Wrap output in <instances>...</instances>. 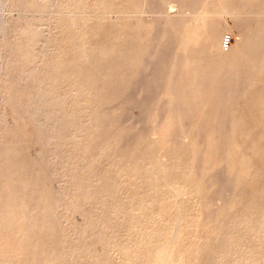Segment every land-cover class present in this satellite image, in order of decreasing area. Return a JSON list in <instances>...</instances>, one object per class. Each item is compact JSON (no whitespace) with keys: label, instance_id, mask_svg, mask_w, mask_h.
Returning <instances> with one entry per match:
<instances>
[{"label":"rangeland","instance_id":"1","mask_svg":"<svg viewBox=\"0 0 264 264\" xmlns=\"http://www.w3.org/2000/svg\"><path fill=\"white\" fill-rule=\"evenodd\" d=\"M35 1L36 0H22V1L21 0H19V1L14 0V2H13L12 0H10L9 2H11V3H5L2 0L0 1V12L2 11V13L5 15V18L7 19V24H8V22L10 23V24H8V26H6L3 35L0 36V40H1L0 41V46H1L0 50L1 51L4 50L2 52L3 56H5L7 52H8L7 55L8 54L11 55V54L16 53L13 55L14 57L12 55H11L12 57L11 56L8 57L6 55L4 58L2 56L4 58L3 65L5 68L4 67L3 68H4L5 72L2 70L4 73L2 72L3 74L2 73L0 74V77H1V75L3 76V77H1L2 79L0 78V80H2V81H0V83L5 82V81H6V83H8V84H6V83L0 84V89L3 88L2 92L0 93V161L2 159V161L0 162V165H1L0 166V181L2 179L0 185H2L4 183L2 188L0 187V192L3 193L5 191L4 194L0 193L1 195H5V196H0V203H1L0 207L2 206L1 208L2 209L4 208V210H3L4 212L0 211V218L2 219V221L0 223V228L3 225L2 226L3 229L2 230L0 229V231H1L0 232V239H1L0 245L2 243H4L0 246V253L2 255V256H0V264H8V262H9V264H13V262L17 263V264H27V263L28 264H31V263L32 264H88L89 262H90L89 264H92V263L93 264H166L164 259H162L163 257L161 255L159 248H160V246H162V244L166 243L168 241L169 237L171 236V233H172V230L174 227V221L176 219V211H175L174 207H176V205H178L179 203H180V206L181 205L183 206V216L185 217V219L183 217V225H184L183 229H185L187 227V230H185V231L183 230L182 235H185V236H183V239L181 240V242L177 244V248L175 250V254L177 255V260L174 261V262H176L175 264H181V263L182 264H254V263L255 264H264V261H263L264 260V258H263L264 257V226H263L264 225V223H263L264 222V193H263L264 191H262V190H264V173H263L264 172V165H261L264 163L263 162V160H264V105H263L264 96H262V98H260V100L255 101V99L257 98V94L259 95L260 91L262 89H264V85H263L264 81H261L258 83L259 89H258V85H253L252 86L253 89L250 88V90H252V91H249L250 94L248 95L249 97H247V99H246L247 101H242L240 103L239 107H242V108H237L239 112L237 110L235 111V120H234L233 127H232L233 131L235 130L234 127H236V129H237V130H235V131H237V133L234 132L233 134L235 135L234 141H237V142H234L235 146L238 147L237 151H239V154H238L239 156H235L234 161H236V163H235L234 167L236 168L235 170L237 171V173H239L238 177H240V176L244 177V178H241V177L239 178L240 181H238V182L242 181V183H239L240 186L238 185V188L240 190L245 189V190H243V194H242L245 196L241 195L239 200H236L233 202L231 201L232 204L229 202L227 207H226V203L221 202L218 199L215 200L214 208H215V215L216 216L215 217H212V215L208 216L207 214H205L206 206H204L203 204H200V201L198 198L192 199L191 197H188L187 194L183 195L181 198H177L176 196L172 195L173 194L172 192H170L169 190H167L164 187L165 175H166L167 179L169 180V178L172 176V173H175L174 175H176V173L181 171L183 169V167L185 166L187 159H186V150L184 147L177 146L176 150L168 151L165 148V146L162 145V143H159V141L155 140V138L158 139L156 137L157 135H153V136L148 137V138L145 137V138L141 139L135 146L126 145L121 140V135H122L121 134V128H123L124 123L129 122V119L125 116L124 117L122 116L123 115L122 110H121V108H119V106L116 104V102H117V100H119L122 97V95L124 94V92L127 90L128 86H129L128 79L127 78L125 79V76L126 77L130 76L129 73H131L133 71V67L131 65L132 62L135 60H138L139 57H141V55L143 54V51L145 50L144 47L142 46V42L145 38L143 37L144 38L143 39L142 37L138 36V33H139V28L142 25L147 27L146 30H148V27L151 25V23L153 21L152 16H151V12L149 11V13H147L148 12L147 11L146 13L145 12L143 13V10L140 7V0H112V1L111 0H99V1L98 0H86V2H85V0H83V1L81 0L82 2L80 0H78V1L77 0H71V1H73V3L71 1H69L70 2L69 3L68 0H67V2H64L66 0H63V1L62 0H56V1L55 0H38L37 2H35ZM48 1H50V3ZM52 1H53V3H52ZM88 1H90V2H88ZM94 1H96V2H94ZM1 2H3L4 4ZM46 2H48V3H46ZM108 2H109V4H108ZM74 3H75V8H74ZM76 3L79 5L77 6ZM90 3H92V4H90ZM103 3H104V5H103ZM82 4L87 8H84V6ZM117 4H119L118 5L119 7H117ZM1 5L4 6V7L2 6L3 9L1 7ZM46 5H47V7H46ZM97 5H99L100 10H99ZM101 5H103L104 7L106 6L105 7L106 10H105V8H103V6L101 7ZM120 5H122V6H120ZM109 6H111V7L109 8ZM76 7H78V8H76ZM108 8H109V10L111 9V11L113 9L114 13L111 11H110L111 13H109L107 11ZM81 9H82V11H79ZM61 10H63V11H61ZM64 10H66V11L68 10V11L66 12ZM86 10H89V12H87ZM97 10H99V12H101V10H103V12L99 13V12H97ZM56 11L59 12L60 14L59 13L54 14V13H57ZM71 11H72V13H71ZM93 11H94V13L97 12L96 13L97 15L94 14ZM105 11H107L108 14ZM52 12H53V14H52ZM61 12L66 13V14H62ZM91 12H92V14H91ZM104 12H105L106 16L104 15ZM82 13H84L86 15L87 14H90V15H88V17H87ZM61 14L64 17H66V16L70 17V19L67 17L66 18H64V17L60 18ZM69 14H71V15H69ZM98 14H99V16L101 15V17H99ZM41 15H42V18H41ZM95 15H96V17H95ZM18 16H20V17H18ZM79 16H81V17H79ZM102 16H103V18H102ZM110 16H111V18H110ZM22 17L24 18V20ZM97 17H99L100 21L98 20ZM17 18H18V20H17ZM52 18L53 19L56 18V19L53 20ZM59 19H62V20H60L61 25L59 24V26H58V24H57V26H54L53 23H55L56 20L58 22ZM78 19L80 20L79 22L83 25H81L78 22ZM109 19H112V21ZM19 20H20V22H19ZM95 20H97L96 23H95ZM108 20H109V22H108ZM53 21H55V22H53ZM75 21H77V22H75ZM116 21H117V24L120 23V25L115 24ZM25 22H27L29 25L32 24V26L37 28L38 30L39 29H43V30H40L41 32H38L35 29L36 30L35 31L32 29L31 25L29 27V26H27V23H25ZM64 22H67V24L65 23L63 25ZM69 22L70 23L72 22L73 24L74 23L75 24L73 25L71 23L72 24V26H71ZM98 22H99V24H98ZM104 22H107V24L105 25ZM17 23H20V24H17ZM108 23H110V24H108ZM100 24L104 27H102ZM12 25H14V26H12ZM36 25H37V27H36ZM98 25L101 26V30H100ZM109 25H110L111 29L108 28ZM134 25H136L138 29ZM224 25H225V30H224L223 35L225 33L226 34L230 33L231 34L230 36H232V37H230L231 38L230 43L231 42L234 43L235 38H237V36H238V27H237L236 23L233 21L232 18L226 17ZM25 26H27V30L25 29L26 28ZM52 26H53V28H52ZM60 26H62V27H60ZM74 26L75 27L77 26V28H75ZM82 26H84V27H82ZM15 27H17V28H15ZM123 27H124V29H123ZM132 27H135V29H133ZM61 28H64V29H61ZM73 28H75V29H73ZM81 28H82L83 32L81 31ZM90 28H92V29L95 28L96 30L94 29V30H92V32H90ZM7 29L8 30L12 29V30L8 31ZM84 29H86V30H84ZM121 29L123 30L122 35L118 34L120 31H122ZM13 30L15 31V34L20 32V33H18V35L21 37H17L18 35L13 36V32H12ZM74 30L75 31L77 30V31L75 32ZM115 30H118L119 32L115 31ZM6 31H8V32H6ZM54 31H55V34H54V40H53ZM101 31H103V32H101ZM10 32H12L11 35H10ZM64 32H66L67 34ZM87 32L90 34H88ZM47 33H48V35H47ZM49 33H51V34L49 35ZM81 33H83V34H81ZM99 33H102V34L104 33V34L102 35ZM128 33L133 34V35H130ZM29 34H30V36L33 35V37L31 36L32 37L31 38L29 36ZM69 34H71V35H69ZM61 35H63V37L65 36V37L63 38ZM67 35L69 37L66 38ZM87 35H89V38L87 37ZM94 35L96 36L95 38H94ZM129 35H130V37L131 36L132 37L130 38ZM22 36H24V37H22ZM34 36H36L37 38ZM38 36H40V37H38ZM70 36H72V37L70 38ZM83 36H85V38ZM106 36H107V38H106ZM122 36H123V38H122ZM222 36H221V38H222ZM112 37H115V38L112 39ZM23 38H24V40H23ZM27 38H29L28 39L29 41L27 40ZM40 38H42V39H40ZM50 38H51V40H50ZM62 38L64 40H62ZM119 38L121 41L119 40ZM9 39L10 40L12 39V41H10ZM20 39H21V41H20ZM33 39L34 40L37 39L36 42L37 41H39V42L36 43ZM66 39L68 42L67 44L65 41ZM69 39L71 41H69ZM89 39H91V42H89ZM93 39H94V41L96 39L98 41L94 42V41H92ZM105 39H107L106 42H105ZM122 39H124V40H122ZM134 39H135V42H134ZM30 40L34 41V43L31 42ZM112 40H114V41L112 42ZM117 40H119V41H117ZM136 40H138V41H136ZM17 41H18V43H17ZM23 41H27L28 43L23 42ZM52 41H53V44L50 45V43ZM54 41H55V43H54ZM73 41L77 42V43L82 42L81 43L82 46H80L81 44L79 45V44L75 43V45L76 44L79 45V46H76V48H75L74 47L75 45L73 46V44H74ZM131 41H132V43H131ZM19 42H21V44L23 42L24 44L20 46ZM48 42H49V44H48ZM62 42H64L66 45L64 46V43H62ZM70 42L71 43L73 42L72 45ZM85 42H88V43L86 44ZM104 42L107 44L102 46V44H104ZM114 42L116 43V45L118 43V46L114 47L115 46ZM121 42H122V46H121ZM25 43H27V44L25 45ZM93 43L96 45V47L100 44L101 45H100V47H97V50H96V47H92V49H91V46L94 45ZM90 44H93V45H90ZM14 45H16V47L18 46V48L19 47H21V48L18 50L17 48L14 47ZM83 45H85V46H83ZM36 46H38L39 50L36 48ZM51 46H53V47H51ZM67 46H68V48H67ZM86 46L87 47L89 46V48L91 49L90 50L88 48L89 51L87 50V53H86V49H84V48H87ZM79 47H80V49H79ZM81 47H84L83 49L85 51L81 50ZM103 47H105V48H103ZM127 47H128V49H127ZM14 48L16 49V52H15ZM29 48L31 50H29ZM45 48H46V50H45ZM116 48H119L122 51L121 50L115 51V50H117ZM37 50H38V52H37ZM60 50H62V51H60ZM67 50H69V51H67ZM92 50H93V52H92ZM131 50L133 51L132 53H131ZM26 51H27V53H26ZM70 51L73 53H71ZM4 52H5V55H4ZM21 52L25 55H22ZM62 52H63V54L64 53L65 54L63 55ZM112 52H113V54L114 53L117 54V55L114 54L116 57L112 54ZM137 52L139 53L138 54L139 56L137 55ZM74 53H76V54H74ZM88 53H89V55H88ZM30 54L31 55L35 54V55L31 56ZM52 54H54V55H52ZM102 54H104V55H102ZM131 54L133 56H135L136 59ZM62 55H63V57H62ZM74 55H75V57H74ZM84 55H85V57H84ZM94 55H96V56L98 55V56L96 57ZM112 55L114 56V59H112V57H113ZM15 56L21 57L23 61L20 60L21 58L16 59ZM102 56L105 57L104 58L105 64L102 62L103 60H100L103 58ZM107 57L108 58L110 57V59H108ZM6 58H8L7 61H5ZM27 58H28V60H27ZM56 58L58 59L57 61H56ZM124 58H126L127 60H125ZM50 59H53V60H50ZM61 59L63 60L62 64L64 63L63 65H64V67L66 65L67 69L63 68V65L61 64V61H62ZM76 59H77L78 64L76 62ZM106 59H107V62H106ZM16 60H18V62H20V63H18ZM116 60H119V61L116 62ZM52 61L54 63L55 62H57V63L54 64ZM124 61H126V62H124ZM10 62H11V64H10ZM12 62L13 63L15 62L17 64H15V63L12 64ZM90 62H91V67H90ZM101 62H102V64H101ZM111 62H113V63H111ZM123 62L126 65H124ZM7 63L9 64V68L7 67ZM49 63H50V65H49ZM80 64L82 65V67H84L85 64L86 65L84 67L85 69L83 70V73H81V75L79 74L80 75L79 76V75H77L78 72L80 73L82 71V70H80L82 68V67H80ZM10 65H11V67H12V65H15V69L13 67L10 68ZM19 65L21 68H19ZM41 65H42V67H41ZM52 65H55V68H53ZM58 65H60L59 68H62L64 70V73L62 72L63 71L62 69L58 68V70H57ZM67 65H68V67H67ZM70 65H71V68H70ZM72 65L74 68H72ZM121 65H123V67L125 68L124 69L125 71L123 70V68H121ZM22 67H23V69H22ZM76 67H77V69H76ZM102 67H103V69H102ZM68 68H70V69H68ZM78 68H80V69H78ZM96 68H97V70H96ZM118 68H119V71H118ZM19 69H21V70H19ZM65 69H66V71H65ZM71 69L73 71H71ZM126 69H127V71H126ZM85 70H86V72H84ZM122 70H123V72H122ZM11 71H15V72H11ZM18 71L20 72L21 75L18 74L19 73ZM67 71H68V73H71V74H68ZM115 71L119 72L118 77H117L118 74H115L116 73ZM128 71H131V72H128ZM87 72H89L88 74L91 76L92 79L91 78L89 79V75H87ZM102 72H103V74L101 75ZM8 73H9V75H8ZM92 73H94V74H92ZM121 73H122V75H121ZM37 74H38V76H37ZM60 74H61V76H60ZM109 74L111 76L115 75L114 78L113 77L110 78L111 76H109ZM68 75H69V81L67 79ZM120 75H121V78L123 76H124V78L121 79ZM21 76H22V78H20ZM7 77H9L10 79ZM11 77L15 78L19 81L12 79ZM43 77H44V79H43ZM97 77L99 78V80ZM73 78H74V80L76 79V82L73 80ZM8 80H10V82H8ZM119 80L123 81V83L121 82L122 85H120V82H118ZM125 80H127V81H125ZM11 82H16V83H11ZM21 82L24 84L25 87L22 85ZM65 82H66V84L63 85ZM111 82H112V85L114 82H117V85H118L117 88H116V85L114 83L115 86L114 85L109 86V87H113V90H112V88H108V87H107V89H109L110 91L109 90L107 91V89H104V88H106V86L110 85ZM73 83H74V85H72ZM101 83H103V84H101ZM4 84H6V86L8 88ZM10 84H12L10 86L11 88L9 87ZM91 84L94 85V87ZM20 85L23 87L20 88L19 87ZM70 86H71V88H70ZM100 86H101V88H100ZM102 86H104V87H102ZM254 86H256L257 88ZM12 87H14V88H12ZM26 87H27V90H26ZM65 87H66V89H65ZM79 87H81L82 90L79 91V89H81ZM15 88H16V90H15ZM17 88H18V91H17ZM22 88H24L23 89L24 91L22 90ZM20 89L22 91H20ZM14 90H15V92H14ZM86 90L89 92L88 95H87ZM3 91H5V92L3 93ZM91 91L94 93H92ZM103 91H105V92H103ZM99 92L102 94L103 100L105 102L100 98L101 94ZM15 93H16V96H18L20 98V99L17 98V101L21 100V102L23 101L22 103L18 102L16 104V97H13V96H15ZM82 93L84 95H82ZM9 94L12 97H10ZM36 95H38V96H36ZM50 95H52V97H50ZM21 97L23 98V100ZM72 97L73 98L76 97V98L73 99ZM91 98H93V99L91 100ZM162 98H163L162 92H160L157 96H152L151 98H149L148 101L142 107V116L147 115V117H148V113L152 111V109L154 108V106L156 104V101L159 99H162ZM89 100H91V101H89ZM94 100L95 101L98 100V101L93 102ZM99 100H101V101H99ZM243 102H245L246 104H244ZM92 103L93 104L95 103L96 106H98V108H95L96 107V106H94L95 104L92 105ZM250 103L253 105H251ZM256 103H258V104H256ZM74 105H76V106H74ZM246 105H247V107H246ZM88 106H90V107H88ZM249 106L251 108H249ZM252 106H254V107L252 108ZM255 107L257 108V110ZM91 108H92V110H90ZM244 108H246V109L248 108V109L246 110ZM84 109H86V110H84ZM88 109L90 110V112L88 111ZM38 110H41V111L39 112ZM241 110H242V113L244 112V110L246 111L243 113L244 115H241L242 114V113H240ZM251 110L254 113H251ZM247 111L249 112L250 115H252L253 119L247 118L248 116L250 117V115L247 113ZM133 113L137 114V109H134ZM91 114H92V116H90ZM240 116L244 117L243 120H241L242 118ZM236 117L237 118L239 117V118L237 119ZM246 118L248 121H244V120H246ZM35 119H37V120H35ZM103 120L105 122H103ZM238 121L239 122L242 121V122H240V124L241 123L242 124L241 125L238 124L239 123ZM42 122L45 123V125H43ZM33 123L36 125H34ZM236 123L238 125H236ZM251 123H252V126L250 125ZM63 124L65 127L63 126ZM41 125L43 127L47 128L46 129L47 131H44L45 128L42 129L43 127ZM261 125L263 126L262 131H260V134L258 136H254L255 135L254 133L256 132L257 128ZM40 127H41V129H40ZM59 129H60V131H59ZM239 130L241 132H239ZM238 133H240V134H238ZM61 135L63 138L61 137ZM67 136H68V138H67ZM48 137L53 138V141H54L53 142L54 151L52 150L53 152L48 150V147H47ZM59 137H61V138H59ZM45 138H47V139H45ZM58 139H59V141H56ZM253 140L256 141L255 145H254ZM91 141H92V143H91ZM239 141H241V142L239 143ZM115 142H116V144H115ZM113 143H114V145H113ZM252 144L254 145V147ZM110 146H112V147H110ZM106 148L108 150H106ZM109 149H111V151H109ZM102 150H103V152H102ZM104 151H106L108 153L106 154V153H104ZM249 152L250 153L252 152V154L249 155ZM247 154H248V156H247ZM47 155H49L50 158ZM175 156H176V158L179 156L181 159L179 157L177 159H175ZM244 156L245 157L247 156L246 157L247 161H245L246 159ZM100 157H102V159ZM104 157H105V160H104ZM5 159H7V160H5ZM12 159H13V161H12ZM42 159H43V161H42ZM100 159L104 160V161H101V163H100L99 162ZM110 160L111 161L113 160V161L111 162ZM179 160H180V162H179ZM173 161H176V162H174L175 164L173 163ZM258 161H260V162H258ZM47 162L49 164H47ZM13 163H14V165H12ZM82 163H84V164H82ZM171 163L173 164V166ZM256 163H258V165H256ZM86 164H87V167H85ZM101 164H102V166H101ZM123 164H124V166H123ZM4 165H6L9 170L7 168H5ZM11 165H12V167H11ZM32 165L34 168L32 167ZM35 165H37V166H35ZM175 165H177V166H175ZM256 166L257 167L259 166V167L257 168ZM30 167L33 168V172H32V169ZM93 167H94V169H93ZM122 167H123V169L121 170ZM247 167H248V169H247ZM136 168H138L139 170ZM23 169H25L26 171ZM240 169H242V170H240ZM254 169L255 170L257 169V170L254 171ZM9 171L11 172V174L7 173ZM151 171H152V173H149ZM245 171H246V174L242 173ZM1 172L6 174V175L5 176H4V174L1 175ZM24 172H26V174H24ZM140 173L142 176L140 175ZM155 173H157V174L155 175ZM12 174L15 178L12 177ZM14 174H16V175H14ZM147 174L150 176V178L147 177L148 176ZM136 175L137 176L140 175V176L137 177ZM143 175H145V176H143ZM257 175L258 176L260 175V176L258 177ZM114 176H115V178H114ZM249 176H250V179H248ZM67 177L69 180L67 179ZM252 177H254V178L256 177L255 178L256 180L253 178L255 182L253 181ZM20 178H23L25 183ZM12 179H13V181H12ZM142 179H144V180L146 179L145 183L146 182L149 183V184H145V185H147L146 186L147 189L150 191L149 194H148V191L146 190V187L144 185V180L142 182ZM14 180H16V182H18V183H16ZM246 180H247V182H246ZM155 181H157V182H155ZM13 182H15L16 186ZM21 182L23 184H25L26 187H25V185L23 187L22 186L23 184ZM249 182L250 183L252 182L251 185L249 184ZM19 183L22 186L21 188H18V187H20ZM136 183H138V184H136ZM247 183H248V185H247ZM129 184L131 185V187ZM156 184H157V186H156ZM260 184H261V186H260ZM17 185H19V186L17 187ZM29 185L31 188H28ZM252 185H254V186L252 187ZM150 186H152L151 187V189L153 188L152 190L149 189ZM82 187H83V189H82ZM136 187H137V189H136ZM46 188H48L50 191L47 190ZM247 188H249V190ZM251 188H254V190ZM21 189H23V190H21ZM24 189H25L26 195L24 194V192H22V191H24ZM104 189L106 191H104ZM30 190L34 194H32ZM126 190H127V192H126ZM250 190H251V193L249 192ZM260 190L262 191V193H260L261 192ZM159 192H160V194H159ZM79 193H81V194H79ZM157 193L160 195V196L158 195L159 197L156 196ZM252 193H254V195ZM255 194L257 196L259 194L257 201L255 200V198L257 197ZM104 195H106V196H104ZM251 195H253L254 197ZM260 195L262 196V198L260 197ZM151 196H153V197H151ZM173 196H174V198H173ZM32 197H34V199ZM78 197H80L79 200H78ZM185 197H186V200H185ZM243 197H245V199ZM155 198H157V199H155ZM241 198L243 200H245L244 201L246 203L245 205L243 204L244 202H242L243 200ZM248 198L250 200H247ZM174 199H175V201H174ZM176 199H179L180 202H178V200H176ZM32 200H33V202H32ZM187 200H189V201H187ZM253 200H255L256 202ZM79 201H81V203ZM138 201H140V202H138ZM154 201H156L157 203ZM171 201H173V202H171ZM237 201H239V202H237ZM6 202H8V203H6ZM234 202H236V203H234ZM186 203H188L190 205L188 206V204H186ZM261 203H263V205H261ZM155 204H157V205L155 206ZM164 204H165V207H164ZM168 204H171V205H168ZM233 204H236V206L235 205L232 206ZM240 204H242L243 207ZM4 205H8V206L4 207ZM10 205H12V206H10ZM34 205L36 208L34 207ZM230 205L232 207H230ZM26 206H28V211H26V212H28L29 215H28V213L26 215V212L24 211V210H27ZM101 206H103V207H101ZM6 207L8 209H6ZM55 207H57L56 210H55ZM187 207H188V209H187ZM1 208H0V210H2ZM40 208H42V209H40ZM169 208L171 210H169ZM229 208L231 210H229ZM236 208L237 209L239 208L238 212L240 215H238ZM9 209H11V211ZM18 209H19V211L16 212V210H18ZM22 209H24V210H22ZM33 209L35 212L33 211ZM36 209H37V211H36ZM44 209H45V211H44ZM85 209H86V211H85ZM8 210L10 211V213L12 215L10 213H8ZM20 210H22V212H20ZM77 210H79V211H77ZM186 210H187V212H186ZM39 211L41 213H39ZM196 211L198 213H196ZM217 211L219 214H216ZM224 211L225 212L227 211V213H224ZM36 212H38V213H36ZM77 212H79V213H77ZM80 212H82V213H80ZM85 212L86 213L88 212V214H86ZM103 212H104V214H103ZM167 212L169 214L171 213L172 215L171 214L169 215ZM185 212H186V215H185ZM191 212L192 213L194 212V215ZM234 212L237 214H235ZM90 213H91V215H90ZM98 213H99V215H98ZM14 214H17V215L15 216ZM21 214L23 215L21 218L24 220H19V219H21V218H19L21 216ZM24 214L26 217L24 216ZM45 214L46 215L48 214V215L45 217L42 216ZM82 214H84V215H82ZM95 214H96V216H95ZM101 214H102V216L103 215L104 216L102 217ZM112 214H113L112 217H114V222H112L113 221L112 217H111L112 220L110 219V216ZM191 214L194 216V218L192 217ZM253 214H255V215H253ZM9 215L11 217L12 216H15V217L11 218ZM99 217H102L103 219L99 218ZM26 218H27V220H26ZM89 218L92 220H90ZM168 218H169V220H168ZM229 218H230V220H229ZM256 218H257V221L261 222L260 224L259 223L257 224ZM13 219H15V220H13ZM171 219H173V220L170 221ZM187 219H188V221L189 220L190 221L188 222ZM200 219H201V222H200ZM225 219H227V220H225ZM248 219H250V220H248ZM253 219H255L254 223H256V224L252 223ZM119 220H121V221H119ZM123 220H124V223H121V222H123ZM203 220H208L207 222H211V224L209 223V225H202V224L207 223V222H203ZM222 220H223V222H222ZM168 221H170V222H168ZM118 222H120L122 225L120 223L118 225ZM212 222H213V224H212ZM98 223H100V224H98ZM116 223H117V225H116ZM218 223H220V224H218ZM15 224H16V226H15ZM227 224H228L229 228L227 226H225ZM87 225L89 228L87 227ZM219 225H221V226H219ZM257 225H259V226H257ZM5 226H7V227H5ZM123 226L125 227V229ZM158 226H160V227H158ZM196 226H197V228H196ZM204 226H206V227H204ZM223 226L226 228V229L223 228L224 231H222ZM247 226L249 227V229ZM210 227H211V231H210ZM205 228H206V230H205ZM201 230L204 231L205 233L202 232ZM52 231H54V234H50V233H52ZM122 231H124V232H122ZM208 231H209L210 235H212V233L214 232L213 237L209 236V234H206V232L208 233ZM227 231L229 234L227 233ZM48 232H49V234H48ZM260 232H262V233H260ZM255 233H257V235H255ZM258 233H259V235H258ZM215 234L217 237L219 236V238H217L215 236ZM223 234L226 237H224ZM232 234L234 237L231 236ZM49 235H51V236L48 239L47 237ZM61 235H63V236H61ZM202 235H204V236H202ZM205 235L211 237V239L208 237V238H206L207 239V241H206ZM120 236H121V239H120ZM214 236L216 238H214ZM111 237L113 238L112 239L113 244L111 242ZM202 237H204V238L201 239ZM220 237L222 239L223 238L224 239L221 240ZM51 238H52V240H51ZM53 238L55 239L54 242H52L54 240ZM243 238H245V239H243ZM83 239H85V240H83ZM199 239L202 240V243L200 242L201 240H199ZM209 239L212 241H209ZM213 239L216 240V243ZM230 239L233 240V242H234V240L236 242L233 243L232 241H230ZM69 240H70V242H69ZM120 240H121V243H120ZM203 240H205V241L203 242ZM80 241H81V243H80ZM106 241H108V244ZM55 242H57L59 244L55 245ZM207 242H211V243L208 244ZM228 242L230 245L229 247L234 249V250H232V249L230 250V251H233V252H230V253H233V255L232 254L229 255V253L227 251H225L226 252V254H225V252L223 250V247ZM203 243L205 245L202 246L204 248V249H202V251H204V252L208 251V253L206 252L205 254H203L204 252H202L200 250L202 248L200 246V244H203ZM220 243L222 244L223 247L221 246ZM223 243H224V245H223ZM241 243L243 244V246ZM21 244L23 245V248L21 247L22 246ZM234 244L236 247L238 244L239 249L233 247ZM249 244H250V247H249ZM11 245H12V249H11ZM213 245H216V247ZM219 245H220V247H219ZM49 246H51V248H49ZM226 246H228V245L226 244ZM5 247L9 248V249H6V251L4 250V253L6 252L5 254H7V255H5L3 253V250H2ZM208 247H209V249H208ZM221 247H222L223 252L221 250ZM213 248H217L218 251H220L221 253L216 251V249L214 250ZM14 249H16L17 252L14 251ZM48 249H50V250H48ZM56 249H57V251H56ZM112 249H114V250H112ZM236 249H237V252H236ZM8 250H9V252H8ZM242 250H243V254H242ZM257 250H260V251H257ZM22 251H23V253H22ZM199 251H200V253H199ZM13 252H14V255H12ZM19 252H21L22 255H20L18 257V255L21 254ZM48 252H49V254H48ZM201 252H202V254H201ZM237 253L241 254V255L239 254L237 256L239 258H236ZM45 254L47 256H44ZM75 254H76V256H75ZM81 254H83V256ZM106 254L108 255V257H106L107 256ZM211 254H213L214 256L216 254V256L213 258V260H208L212 257ZM234 254H235V256H234ZM110 255H112V256H110ZM7 256H8V258L9 257L12 258L13 256L14 257L10 261V258L4 259V258H7ZM31 256H33L34 259H33V257L31 258ZM85 256H86V258H85ZM240 256H242V257H240ZM1 257L3 258L2 260H1ZM15 257L16 258L18 257L17 262H16ZM46 257L49 259V261L46 260L47 259ZM131 257H133V258H131ZM234 257L236 259H234ZM66 258H68V259L66 260ZM113 258H115V259H113ZM28 259H29V261H28ZM83 259H84V261H82ZM216 259H217V263H216ZM245 259H247V260H245ZM93 260H94V262H93ZM236 260H237V262H236ZM119 261H120V263H119ZM137 262H139V263H137Z\"/></svg>","mask_w":264,"mask_h":264},{"label":"bare ground","instance_id":"2","mask_svg":"<svg viewBox=\"0 0 264 264\" xmlns=\"http://www.w3.org/2000/svg\"><path fill=\"white\" fill-rule=\"evenodd\" d=\"M1 1V0H0ZM3 2L5 3H11L9 2L10 0H2ZM14 2V0H12ZM16 1V0H15ZM19 1V0H18ZM22 1V0H21ZM38 0H36L35 2H37ZM56 1V0H55ZM63 1V0H62ZM71 1V0H68V2ZM78 1V0H77ZM81 1V0H80ZM83 1V0H82ZM81 1V2H82ZM99 1V0H98ZM112 1V0H111ZM110 1V2H111ZM1 2V3H3ZM50 3V1H48ZM46 2V3H48ZM58 2V1H57ZM64 2H67L64 1ZM63 2V3H64ZM73 3V1H71ZM86 2V0H85ZM90 2V1H88ZM87 2V3H88ZM96 2V1H94ZM102 2V1H101ZM105 2V1H104ZM53 3V1H52ZM51 3V4H52ZM70 3V2H69ZM78 3V2H77ZM76 5L78 6L79 4ZM80 3V2H79ZM4 4V3H3ZM84 4V3H83ZM82 4V5H83ZM92 4V3H90ZM109 4V2H108ZM13 5V4H12ZM86 5V4H85ZM104 5V3H103ZM101 5V7L103 6ZM119 4H117V7ZM3 5H1L2 7ZM70 6V5H69ZM84 6V5H83ZM93 6V5H92ZM98 8H99V5H97ZM122 6V5H120ZM4 7V6H3ZM2 7V9H3ZM6 7V6H5ZM47 7V5H46ZM71 7V6H70ZM81 7V6H80ZM94 7V6H93ZM92 7V8H93ZM106 7V6H105ZM103 6V8H105ZM111 6H109L110 8ZM113 7V6H112ZM140 7L141 9L143 10V13L147 12L149 13V11L151 12V16H152V23L151 25L148 27V30L147 27H145L144 25H142L140 28H139V33H138V36L140 37H144L143 39V42H142V46L144 47V51H143V54L141 55V57H139L138 60H135L132 62V67H133V71H128V72H131L129 73L130 76H125V79L127 78L128 79V88L127 90L124 92V94L122 95V97L117 100L116 104L119 106V108H121L122 110V113H123V117H127L129 119V122L127 123H124L123 125V128H121V140L124 144L126 145H130V146H135L141 139L143 138H148V137H151L153 135H157L156 137L158 139L155 138V140L159 141V143H162V145L165 146V148L168 150V151H173V150H176L177 146H182L185 148L186 150V159H187V162L185 164V166L183 167V169L179 172L176 173V175H174L175 173H172V176L169 178V180L167 179L166 175H165V182H164V187L169 190L170 192H172L174 196H176L177 198H181L183 195L187 194L188 197H191L192 199L194 198H198L199 201H200V204H203L204 206H206V210H205V214H207L208 216H211L212 217H215V208H214V202L215 200H220L221 202H224L226 203V207L228 205V203L231 201H236V200H239L240 196L243 194V190H240L238 188V185L240 186L239 183H242L241 182H238L240 181V177H238L239 173H237V171L235 170L236 168L234 167L235 166V163L236 161L235 160V156H239V151L238 150V147L235 146V143L234 142H237V141H234L235 138H234V132L237 133V130L236 127L235 130L233 131V123H234V120H235V111L238 109L237 108H242V107H239L240 106V103L242 101H247V97H249L248 95L250 94L249 91H252L250 90L253 89L252 86L253 85H258L259 82L261 81H264V0H140ZM74 8H75V3H74ZM78 8V7H76ZM84 8H87L84 6ZM83 8V9H84ZM90 8V7H89ZM109 8L107 9V11L109 13L113 12V9L111 11V9L109 10ZM1 9V10H2ZM5 9V8H4ZM94 9V8H93ZM45 10V9H44ZM55 10V9H54ZM100 10V8H99ZM99 10H97V12H99ZM106 10V8H105ZM116 10V9H115ZM114 10V11H115ZM118 10V9H117ZM121 10V9H120ZM46 11V10H45ZM63 11V10H61ZM66 11V10H64ZM68 11V10H67ZM66 11V12H67ZM76 11V10H75ZM79 11H82L79 10ZM87 12H89V10H86ZM91 11V10H90ZM105 11V12H107ZM111 11V12H110ZM119 11V10H118ZM4 12V11H3ZM57 12V11H56ZM86 12V13H87ZM97 12L93 13L96 14ZM101 12H103V10H101ZM99 12V13H101ZM105 12H104V15H105ZM107 12V14H108ZM47 13V12H46ZM50 13V12H49ZM59 12L57 13H54V14H58ZM62 14H66V13H63L61 12ZM72 13V11H71ZM114 13V12H113ZM112 13V14H113ZM48 14V13H47ZM53 14V12H52ZM60 14V13H59ZM61 14V17H64L62 16ZM68 14V13H67ZM75 14V13H74ZM79 14V13H78ZM84 14V13H82ZM92 14V12H91ZM111 14V15H112ZM46 15V14H45ZM71 15V14H69ZM76 15V14H75ZM80 15V14H79ZM85 16L88 17V15L90 14H84ZM83 15V16H84ZM97 15V14H96ZM95 15V17H96ZM103 15V16H104ZM40 16V15H39ZM48 16V15H47ZM99 16V14H98ZM102 16V18H103ZM106 16V15H105ZM20 17V16H18ZM25 17V16H24ZM35 17V16H34ZM37 17V16H36ZM46 17V16H45ZM67 18L70 19V17L66 16ZM64 17V18H66ZM81 17V16H79ZM90 17V16H89ZM92 17V16H91ZM101 17V15L99 16ZM99 17L98 20H99ZM226 17H230L233 19V21L236 23L237 27H238V36L237 38H235V42L234 43H230L231 41V38H230V41H229V47L227 50H224L221 46V36L223 35L224 33V30H225V25H224V22H225V19ZM23 18V17H22ZM41 18H42V15H41ZM93 18V17H92ZM107 18V17H106ZM111 18V16H110ZM114 18V17H113ZM112 18V19H113ZM39 19V18H38ZM51 19V18H50ZM53 19V18H52ZM56 19V18H55ZM53 19V20H55ZM75 19V18H74ZM101 19V18H100ZM112 19H109L112 21ZM18 20V18H17ZM24 20V18H23ZM33 20V19H32ZM47 20V19H46ZM60 20L62 19H59V23L55 21L54 26H59L60 24ZM64 20V19H63ZM77 20V19H76ZM102 20V19H101ZM106 20V19H105ZM104 20V21H105ZM108 20V22H109ZM114 20V19H113ZM22 21V20H21ZM36 21V20H35ZM68 21V20H67ZM80 20L78 19V22ZM89 21V20H88ZM97 20H95V23H96ZM100 21V20H99ZM13 22V21H12ZM20 22V20H19ZM37 22V21H36ZM77 22V21H75ZM84 22V21H83ZM27 23V22H25ZM30 23V22H29ZM67 24V22H64V24ZM70 23V22H69ZM72 23V22H71ZM70 23V25L72 26V24ZM80 23V22H79ZM105 25L107 24V22H104ZM103 23V24H104ZM8 24H10L8 22ZM7 24V19L5 18V15L2 13V11L0 12V36L3 35L4 31H5V28L6 26H8ZM17 24H20V23H17ZM43 24V23H42ZM52 24V23H51ZM56 24V25H55ZM75 24V23H74ZM73 24V25H74ZM77 24V23H76ZM81 24V23H80ZM99 24V22H98ZM110 24V23H108ZM115 24H117V21L115 22ZM122 24V23H121ZM124 24V23H123ZM138 24V23H137ZM136 24V25H137ZM26 25V24H25ZM32 29L33 30H37L38 32H41L40 30H43V29H37L35 27L32 26V24H30ZM30 25L27 23V26L30 27ZM38 25V24H37ZM36 25V27H37ZM61 25V24H60ZM62 25V26H63ZM69 25V26H70ZM79 25V24H78ZM83 25V24H81ZM91 25V24H90ZM101 25V24H100ZM117 25H120V23H118ZM125 25V24H124ZM134 25V26H136ZM14 26V25H12ZM19 26V25H18ZM23 26V25H22ZM27 26H25L26 30H27ZM60 26V27H62ZM94 26V25H93ZM99 26V25H98ZM102 26V25H101ZM101 26H99L100 30H101ZM112 26V25H111ZM115 26V25H114ZM20 27V26H19ZM75 27V26H74ZM84 27V26H82ZM87 27V26H86ZM85 27V28H86ZM89 27V26H88ZM104 27V26H102ZM121 27V26H120ZM17 28V27H15ZM53 28V26H52ZM72 28V27H71ZM77 28V26L75 27ZM73 28V29H75ZM80 28V27H79ZM109 29L110 28V25L108 27ZM133 29H135V27H132ZM131 28V29H132ZM137 28V26H136ZM23 29V28H22ZM50 29V28H49ZM61 29H64V28H61ZM87 29V28H86ZM84 29V30H86ZM95 29V28H94ZM92 28H90V32H92V30H94ZM105 29V28H104ZM108 29V30H109ZM124 29V27H123ZM138 29V28H137ZM8 30V29H7ZM12 29H9L8 31H10ZM32 30V31H33ZM35 30V31H36ZM55 30V29H54ZM96 30V29H95ZM99 30V31H100ZM106 30V29H105ZM122 30V29H121ZM6 31V32H8ZM20 31V30H19ZM22 31V30H21ZM24 31V30H23ZM49 31V30H48ZM62 31V30H61ZM60 31V32H61ZM75 31V30H74ZM77 31V30H76ZM75 31V32H76ZM79 31V30H78ZM81 31L83 32L82 28H81ZM88 31V30H87ZM115 31H118V30H115ZM132 31V30H131ZM137 31V30H136ZM13 36L15 35H18V32L17 34H15V31L13 30ZM10 32V35L11 33ZM27 32V31H26ZM68 32V31H67ZM86 32V31H85ZM84 32V33H85ZM103 32V31H101ZM119 32V31H118ZM122 31H120L118 34H121L122 35ZM130 32V31H129ZM23 33V32H22ZM25 33V32H24ZM33 33V32H32ZM66 33V32H64ZM63 33V34H64ZM88 33V32H87ZM105 33V32H104ZM103 33V34H104ZM131 33V32H130ZM128 33V34H130ZM133 33V32H132ZM31 34V33H30ZM29 34V36H30ZM51 33H49L50 35ZM54 34H55V31L53 33V40H54ZM67 34V33H66ZM75 34V33H74ZM83 34V33H81ZM90 34V33H88ZM99 34H102V33H99ZM102 34V35H103ZM117 34V33H116ZM226 34V33H225ZM230 34V33H229ZM7 35V34H6ZM48 35V33H47ZM71 35V34H69ZM78 35V34H77ZM76 35V36H77ZM92 35V34H91ZM90 35V36H91ZM130 35H133V34H130ZM129 35V37H130ZM137 35V34H136ZM231 35V34H230ZM9 36V35H8ZM12 36V37H13ZM25 36V35H24ZM22 36V37H24ZM27 36V35H26ZM33 37V35H31ZM30 36V37H31ZM46 36V35H45ZM63 37V35H61ZM99 36V35H98ZM17 37H21V36H17ZM28 37V36H27ZM31 37V38H32ZM36 37V36H34ZM40 37V36H38ZM44 37V36H43ZM65 37V36H64ZM63 37V38H64ZM69 37L68 35L66 36V38ZM72 36H70L71 38ZM85 38V36H83ZM82 37V38H83ZM87 37L89 38V35H87ZM96 36L94 35V38ZM100 37V36H99ZM98 37V38H99ZM116 37V36H115ZM115 37H112L115 38ZM132 37V36H131ZM130 37V38H131ZM137 37V36H136ZM232 37V36H230ZM37 38V37H36ZM46 38V37H45ZM49 38V37H48ZM62 38V40H64ZM93 38V37H92ZM91 38V39H92ZM107 38V36H106ZM123 38V36H122ZM134 38V37H133ZM7 39V38H6ZM18 39V38H17ZM26 39V38H25ZM29 38H27L28 40ZM42 39V38H40ZM91 39H89V42H91ZM111 39V38H110ZM3 40V39H2ZM10 40V39H9ZM8 40V41H9ZM24 40V38H23ZM32 40V39H31ZM30 40V41H31ZM34 40V39H33ZM37 39H35L34 41L36 42ZM51 40V38H50ZM75 40V39H74ZM107 39H105V42H106ZM120 40V38H119ZM117 40V41H119ZM124 40V39H122ZM132 40V39H131ZM1 41V40H0ZM12 41V39L10 40ZM21 41V39H20ZM29 41V40H28ZM34 41H31L34 43ZM66 41V44L68 43L67 42V39L65 40ZM69 41H71L69 39ZM85 41V40H84ZM94 41V39L92 40ZM98 41L97 39L94 41L96 42ZM109 41V40H108ZM114 40H112L113 42ZM121 41V40H120ZM138 41V40H136ZM23 42H27V41H23ZM22 42H19L20 43V46L23 45L24 43ZM39 42V41H37ZM36 42V43H37ZM74 42V41H73ZM72 42V43H73ZM102 44L105 45L107 43ZM111 42V41H110ZM134 42H135V39H134ZM14 43V42H13ZM18 43V41H17ZM28 43V42H27ZM25 43V45L27 44ZM41 43V42H40ZM55 43V41H54ZM64 43V42H62ZM71 43V42H70ZM71 43V45H72ZM75 43L77 42H74L73 46L75 45ZM82 43V42H81ZM81 43H77V44H81ZM86 44L88 42H85ZM115 43V42H114ZM132 43V41H131ZM5 44V43H4ZM49 44V42H48ZM53 44V41L50 43V45ZM59 44V43H58ZM64 43V46L66 45ZM75 45L74 47L76 48V46H79V45ZM94 44V43H93ZM93 44H90V45H93ZM113 44V43H112ZM137 44V43H136ZM18 45V44H17ZM55 45V44H54ZM95 45V44H94ZM91 46V49L92 47H96L95 46ZM101 45V44H100ZM100 45H98L97 47H100ZM11 46V45H10ZM13 46V45H12ZM19 46V45H18ZM18 46L16 47V45H14L15 48H17L18 50L21 48ZM56 46V45H55ZM63 46V45H62ZM61 46V47H62ZM72 46V47H73ZM82 46V44L80 45ZM85 46V45H83ZM118 46V43L116 45L115 43V46L116 47ZM121 46H122V42H121ZM139 46V45H138ZM1 47V46H0ZM6 47V46H5ZM23 47V46H22ZM53 47V46H51ZM50 47V48H51ZM87 47V46H86ZM97 47H96V50H97ZM7 48V47H6ZM5 48V49H6ZM13 48V47H12ZM14 48V49H15ZM36 48L39 50L38 46H36ZM43 48V47H42ZM65 48V47H64ZM63 48V49H64ZM68 48V46H67ZM84 47H81V50H84L86 49V53H87V50L89 48V46L87 48H84ZM102 48V47H101ZM105 48V47H103ZM121 48V47H120ZM134 48V47H133ZM23 49V48H22ZM25 49V48H24ZM41 49V48H40ZM80 49V47H79ZM90 49V48H89ZM90 49V50H91ZM117 50L115 51H120L121 49L119 48H116ZM119 49V50H118ZM128 49V47H127ZM11 50V49H10ZM28 50V49H27ZM29 50H31L29 48ZM37 50V52H38ZM46 50V48H45ZM99 50V49H98ZM4 51V50H3ZM0 50V74L4 71V65H3V62H4V58L5 56V51L4 52V55L2 54V52ZM12 51V50H11ZM25 51V50H24ZM34 51V50H33ZM62 51V50H60ZM69 51V50H67ZM79 51V50H78ZM85 51V50H84ZM89 51V50H88ZM103 51V50H102ZM122 51V50H121ZM15 52H16V49H15ZM18 52V51H17ZM65 52V51H64ZM71 52V51H70ZM93 52V50H92ZM91 52V53H92ZM133 51L131 50V53ZM14 53V52H13ZM19 53V52H18ZM22 53V52H21ZM25 53V52H24ZM27 53V51H26ZM32 53V52H31ZM73 53V52H71ZM84 53V52H83ZM90 53V54H91ZM99 53V52H98ZM106 53V52H105ZM118 53V52H117ZM16 54V53H14ZM14 54H11L12 56ZM20 54V53H19ZM57 54V53H56ZM61 54V53H60ZM63 54V52H62ZM65 54V53H64ZM63 54V55H64ZM67 54V53H66ZM76 54V53H74ZM80 54V53H79ZM109 54V53H108ZM113 54V52H112ZM115 54V53H114ZM113 54V55H114ZM126 54V53H125ZM139 53L137 52V55ZM10 54H8L7 56L10 57L11 56ZM22 55H25L22 53ZM31 55V54H30ZM32 55H35V54H32ZM31 55V56H32ZM54 55V54H52ZM59 55V54H58ZM62 55V57H63ZM89 55V53H88ZM104 55V54H102ZM112 55V56H113ZM117 55V54H115ZM114 55V56H115ZM132 55V54H131ZM136 55V56H137ZM4 58H3V57ZM11 56V57H12ZM18 56V55H17ZM16 57L17 58H21V57ZM30 56V57H31ZM61 56V55H60ZM87 56V55H86ZM91 56V55H90ZM96 56V55H94ZM93 56V57H94ZM98 56V55H97ZM96 56V57H97ZM114 56L112 57V59H114ZM126 56V55H125ZM133 56V55H132ZM139 56V55H138ZM14 57V56H13ZM75 57V55H74ZM82 57V56H81ZM85 57V55H84ZM89 57V56H88ZM103 57V56H102ZM111 57V56H110ZM110 57L108 59H110ZM116 57V56H115ZM124 57V56H123ZM128 57V56H127ZM135 59L136 57L133 56ZM65 58V57H64ZM80 58V57H79ZM91 58V57H90ZM99 58V57H98ZM104 58L103 57L102 59L100 60H103L102 62L104 63ZM13 59V58H12ZM11 59V60H12ZM25 59V58H24ZM39 59V58H38ZM74 59V58H73ZM78 59V58H77ZM77 59H76V62H77ZM82 59V58H81ZM95 59V58H94ZM111 59V60H112ZM119 59V58H118ZM125 60H127L126 58H124ZM8 58H6L5 61H7ZM15 60V59H14ZM13 60V61H14ZM21 61L22 58L20 59ZM28 60V58H27ZM50 60H53V59H50ZM58 59L56 58V61ZM62 60V59H61ZM71 60V59H70ZM75 60V59H74ZM97 60V59H96ZM99 60V61H100ZM121 60V59H120ZM10 61V60H9ZM18 62V60H16ZM66 61V60H65ZM72 61V60H71ZM70 61V62H71ZM90 61V60H89ZM119 60H116V62H118ZM26 62V61H25ZM53 62V61H52ZM63 60L61 61V64H62ZM75 62V61H74ZM73 62V63H74ZM98 62V61H97ZM101 62V64H102ZM106 62H107V59H106ZM122 62V61H121ZM120 62V63H121ZM126 62V61H124ZM123 62V63H124ZM15 63V62H14ZM12 62V64H14ZM20 63V62H18ZM54 63V62H53ZM57 63V62H55ZM54 63V64H55ZM89 63V62H88ZM93 63V62H92ZM95 63V62H94ZM113 63V62H111ZM11 64V62H10ZM17 64V63H15ZM25 64V63H24ZM64 64V63H63ZM62 64V65H63ZM78 64V62H77ZM100 64V65H101ZM105 64V63H104ZM122 64V63H121ZM50 65V63H49ZM86 65V64H85ZM84 65V67H85ZM95 65V64H94ZM98 65V64H97ZM124 65H126L124 63ZM4 67V68H3ZM7 67L9 68V64L7 63ZM12 67L15 69V65H12ZM11 65H10V68H12ZM42 67V65H41ZM53 68H55V65H52ZM60 67V65H58L57 67V70L58 68ZM68 67V65H67ZM80 67H82V65L80 64ZM84 67H82L80 70H82L80 73L78 72L77 75H81V73H83V70L85 69ZM90 67H91V62H90ZM19 68L20 65H19ZM50 68V67H49ZM63 68H66V65L64 67L63 65ZM70 68H71V65H70ZM68 68V69H70ZM72 68L73 65H72ZM107 68V67H106ZM120 68V67H119ZM119 68H118V71H119ZM121 68H123V70L125 69L123 67V65H121ZM120 68V69H121ZM127 68V67H126ZM129 68V67H128ZM17 69V68H16ZM23 69V67H22ZM52 69V68H51ZM59 69H62V68H59ZM67 69V68H66ZM65 69V71H66ZM77 69V67H76ZM75 69V70H76ZM103 69V67H102ZM3 70V71H2ZM10 70V69H9ZM12 70V69H11ZM21 70V69H19ZM25 70V69H24ZM27 70V69H26ZM54 70V69H53ZM63 70V69H62ZM97 70V68H96ZM101 70V69H100ZM122 70V72H123ZM130 70V69H129ZM7 71V70H6ZM71 71H73L71 69ZM70 71V72H71ZM78 71V70H77ZM76 71V72H77ZM102 71V70H101ZM117 71V70H116ZM115 71V72H116ZM121 71V70H120ZM125 71V70H124ZM127 71V69H126ZM5 72V71H4ZM3 72V73H4ZM11 72H15V71H11ZM19 72V71H18ZM64 73V70L62 71ZM75 72V71H74ZM86 72V70L84 71ZM99 72V71H98ZM97 72V73H98ZM2 73V74H3ZM17 73V72H16ZM22 73V72H21ZM26 73V72H25ZM68 73V71H67ZM89 72H87V75ZM95 73V72H94ZM92 73V74H94ZM111 73V72H110ZM7 74V73H6ZM5 74V75H6ZM14 74V73H13ZM20 74V72L18 73ZM23 74V73H22ZM51 74V73H50ZM68 74H71V73H68ZM103 74V72L101 73V75ZM115 74H118L117 77L119 76V72H116ZM125 74V73H124ZM128 74V75H129ZM4 75V76H5ZM9 75V73H8ZM21 75V74H20ZM79 75V76H80ZM97 75V74H96ZM122 75V73H121ZM121 75H120V78H121ZM38 76V74H37ZM46 76V75H45ZM61 76V74H60ZM78 76V77H79ZM100 76V75H99ZM109 76H111L109 74ZM108 76V77H109ZM115 76V75H114ZM114 76H111L110 78H114ZM1 77H3L1 75ZM0 77V78H1ZM24 77V76H23ZM49 77V76H48ZM75 77V76H74ZM104 77V76H103ZM9 78V77H7ZM12 78V77H11ZM22 78V76L20 77ZM27 78V77H26ZM71 78V77H70ZM80 78V77H79ZM91 78V76L89 75V79ZM96 78V77H95ZM98 78V77H97ZM124 76L121 78L123 79ZM2 79V78H1ZM10 79V78H9ZM12 79H15V78H12ZM44 79V77H43ZM48 79V78H47ZM50 79V78H49ZM68 81H69V75H68ZM81 79V78H80ZM92 79V78H91ZM17 80V79H15ZM14 80V81H15ZM25 80V79H24ZM74 80V78H73ZM99 80V78H98ZM113 80V79H112ZM2 81V80H0ZM5 81V80H4ZM19 81V80H17ZM16 81V82H17ZM45 81V80H44ZM52 81V80H51ZM64 81V80H63ZM76 82V79L74 80ZM127 81V80H125ZM8 82H10V80H8ZM16 82H11V83H16ZM24 82V81H23ZM86 82V81H85ZM104 82V81H103ZM113 82V81H112ZM112 82L110 85L106 86V88L104 89H107L108 88H112L113 90V87H109L112 85ZM120 82V85L121 82L123 83V81H118ZM3 83H6L5 82H2L0 84H3ZM22 83V82H21ZM59 83V82H58ZM69 83V82H68ZM81 83V82H80ZM96 83V82H95ZM115 85H116V88H117V82H114ZM113 83V85H114ZM8 84V83H6ZM6 84H4L6 86ZM20 84V83H19ZM66 82L63 84L65 85ZM103 84V83H101ZM12 84L9 85V87L11 86ZM17 85V84H16ZM22 85L24 86V84L22 83ZM62 85V86H63ZM68 85V84H67ZM74 85V83L72 84ZM92 85V84H91ZM112 85V86H113ZM114 85V86H115ZM264 85V84H263ZM3 86V85H2ZM23 86H19L20 88L23 87ZM38 86V85H37ZM81 86V85H80ZM94 87V85H92ZM105 86V85H104ZM102 86V87H104ZM126 86V85H125ZM124 86V87H125ZM7 87V86H6ZM5 87V88H6ZM15 87V86H14ZM12 87V88H14ZM25 87V86H24ZM256 87V86H254ZM8 88V87H7ZM6 88V89H7ZM11 88V87H10ZM71 88V86H70ZM81 88V87H79ZM89 88V87H88ZM101 88V86H100ZM115 88V87H114ZM115 88V89H116ZM257 88V87H256ZM24 88H22L23 90ZM41 89V88H40ZM39 89V90H40ZM64 89V88H63ZM66 89V87H65ZM93 89V88H92ZM258 89H259V85H258ZM0 93L2 92L3 88L0 89ZM16 90V88H15ZM14 90V92H15ZM20 89V91H22ZM26 90H27V87H26ZM55 90V89H54ZM71 90V89H70ZM82 90L79 89V91ZM88 90V89H87ZM86 90V91H87ZM90 90V89H89ZM101 90V89H100ZM109 89H107L108 91ZM7 91V90H6ZM17 91H18V88H17ZM24 91V90H23ZM78 91V92H79ZM85 91V90H84ZM93 91V90H92ZM91 91V92H92ZM110 91V90H109ZM5 91H3L4 93ZM13 92V93H14ZM63 92V91H62ZM102 92V91H101ZM105 92V91H103ZM117 92V91H116ZM160 92H162V95H163V98L162 99H159L156 101V104L154 106V108L152 109L151 112L148 113V117L147 115L146 116H142V107L143 105L148 101L149 98H151L152 96H157ZM20 93V92H19ZM22 93V92H21ZM33 93V92H32ZM47 93V92H46ZM77 93V92H76ZM88 91H87V95H88ZM94 93V92H92ZM100 93V92H99ZM7 94V93H6ZM35 94V93H34ZM101 94V93H100ZM2 95V94H1ZM8 95V94H7ZM10 95V94H9ZM19 95V94H18ZM82 95H84L82 93ZM86 95V96H87ZM93 95V94H92ZM91 95V96H92ZM106 95V94H105ZM38 96V95H36ZM262 96H264V89H262L260 91V94L258 95L257 94V98L255 99V101H258L260 100V98H262ZM10 97H12L10 95ZM13 97H16V104L18 102H21V100L17 101V98H19L18 96H16V93H15V96ZM50 97H52V95H50ZM71 97V96H70ZM89 97V96H88ZM93 97V96H92ZM111 97V96H110ZM22 98V97H21ZM73 98V97H72ZM76 98V97H75ZM73 98V99H75ZM86 98V97H85ZM98 98V97H97ZM102 100H103V96L101 94V97H100ZM99 98V99H100ZM109 98V97H108ZM20 99V98H19ZM25 99V98H24ZM83 99V98H82ZM90 99V98H89ZM93 98H91L92 100ZM105 99V98H104ZM107 99V98H106ZM15 100V99H14ZM23 100V98H22ZM29 100V99H28ZM89 100V101H91ZM251 100V99H250ZM263 100V99H262ZM50 101V100H49ZM67 101V100H66ZM98 101V100H96ZM95 100L93 102H96ZM101 101V100H99ZM104 101V100H103ZM23 102V101H22ZM21 102V103H22ZM70 102V101H69ZM105 102V101H104ZM107 102V101H106ZM251 102V101H250ZM52 103V102H51ZM91 103V102H90ZM99 103V102H98ZM244 104H246L245 102H243ZM95 104V103H94ZM92 103V105H94ZM101 104V103H100ZM106 104V103H105ZM104 104V105H105ZM248 104V103H247ZM251 104V103H250ZM258 104V103H256ZM255 104V105H256ZM99 105V104H98ZM253 105V104H251ZM264 105V103H263ZM76 106V105H74ZM96 106V104L94 105ZM242 106V105H241ZM259 106V105H258ZM48 107V106H47ZM90 107V106H88ZM87 107V108H88ZM244 107V106H243ZM247 107V105H246ZM254 106H252L253 108ZM95 108H98V106H96ZM249 108H251L249 106ZM256 108V107H255ZM43 109V108H42ZM68 109V108H67ZM66 109V110H67ZM134 109H137V114H134L133 113V110ZM246 109V108H244ZM248 109V108H247ZM246 109V110H247ZM86 110V109H84ZM92 110V108L90 109ZM90 110L88 109V111L90 112ZM96 110V109H95ZM250 110V109H249ZM257 110V108H256ZM39 112L41 110H38ZM72 111V110H71ZM26 112V111H25ZM239 112V111H238ZM237 112V113H238ZM244 112H246L244 110ZM243 112V113H244ZM69 113V112H68ZM242 113V110L241 112ZM241 114V115H244V114ZM247 113L249 114V112L247 111ZM251 113H254L252 112L251 110ZM46 115V114H45ZM67 115V114H66ZM81 115V114H80ZM94 115V114H93ZM238 115V114H237ZM250 115V114H249ZM254 115V114H253ZM52 116V115H51ZM84 116V115H83ZM92 116V114L90 115ZM255 116V115H254ZM48 117V116H47ZM243 120L244 117L240 116ZM87 118V117H86ZM237 118V117H236ZM239 118V117H238ZM237 118V119H238ZM248 119L249 118H252V115H250V117L248 116L247 117ZM246 118V120L244 121H248ZM56 119V118H55ZM94 119V118H93ZM253 119V118H252ZM37 120V119H35ZM42 120V119H41ZM98 120V119H97ZM34 121V120H33ZM55 122V121H54ZM103 122H105L103 120ZM239 122V121H238ZM242 122V121H240ZM240 122L238 124H240ZM254 122V121H253ZM43 123V122H42ZM41 123V124H42ZM83 123V122H82ZM249 123V122H248ZM34 124V123H33ZM236 123V125H238ZM242 124V123H241ZM240 124V125H241ZM36 125V124H34ZM40 125V124H39ZM38 125V126H39ZM43 125H45V123H43ZM118 125V124H117ZM248 125V124H247ZM252 126V123L250 124ZM42 126V125H41ZM57 126V125H56ZM64 126V124H63ZM249 126V125H248ZM43 127V126H42ZM62 127V126H61ZM65 127V126H64ZM45 127H43L42 129H44ZM238 128V127H237ZM41 129V127H40ZM47 128H45L44 131H47L46 130ZM263 129V126H259L256 130V132L254 133L255 135L254 136H258L260 134V131H262ZM144 130V131H143ZM36 131V130H35ZM41 131V130H40ZM60 131V129H59ZM95 131V130H94ZM98 132V131H97ZM239 132H241L239 130ZM240 134V133H238ZM44 135V134H43ZM63 135V134H62ZM61 135V137H62ZM53 136V135H52ZM64 136V135H63ZM37 137V136H36ZM59 137V138H61ZM63 138V137H62ZM68 138V136H67ZM108 138V137H107ZM47 139V138H45ZM44 139V140H45ZM75 139V138H74ZM56 141H59L56 140ZM77 141V140H76ZM94 141V140H93ZM53 138L52 137H48V141H47V147H48V150L49 151H54V147H53ZM111 142V141H110ZM241 141H239L240 143ZM254 142V145L256 144L255 140H253ZM82 143V142H81ZM92 143V141H91ZM112 144V143H111ZM116 144V142H115ZM46 145V144H45ZM114 145V143H113ZM240 145V144H239ZM238 145V146H239ZM253 145V144H252ZM253 145V147H254ZM55 146V145H54ZM100 146V145H99ZM94 147V146H93ZM112 147V146H110ZM70 149V148H69ZM89 149V148H88ZM82 150V149H81ZM92 150V149H91ZM106 150H108L106 148ZM52 151V152H53ZM109 151H111V149H109ZM69 152V151H68ZM82 152V151H81ZM103 152V150H102ZM73 153V152H72ZM101 153V152H100ZM99 153V154H100ZM104 153H108L106 151H104ZM103 153V154H104ZM112 153V152H111ZM48 154V153H47ZM71 154V153H70ZM91 154V153H90ZM252 152L250 153L249 152V155H251ZM102 155V154H101ZM49 157V155H47ZM46 156V157H47ZM248 156V154H247ZM246 156V157H247ZM106 157V156H105ZM105 157H104V160H105ZM122 157V156H121ZM179 157V156H178ZM177 157V158H178ZM245 157V156H244ZM243 157V158H244ZM245 157V159H246ZM261 157V156H260ZM50 158V157H49ZM102 159V157H100ZM176 156H175V159H177ZM180 158V157H179ZM99 160V162L101 163V161H104V160ZM181 159V158H180ZM7 160V159H5ZM109 160V159H108ZM107 160V161H108ZM114 160V159H113ZM112 160V161H113ZM2 161V159H1ZM0 161V162H1ZM13 161V159H12ZM43 161V159H42ZM98 161V160H97ZM111 161V160H110ZM111 161V162H112ZM138 161V160H137ZM141 161V160H140ZM177 161V160H176ZM176 161H173L176 162ZM247 161V159L245 160ZM98 162V163H99ZM180 162V160H179ZM241 162V161H240ZM260 162V161H258ZM264 162V160H263ZM168 163V162H167ZM262 163V162H261ZM4 164V163H3ZM47 164H49L47 162ZM84 164V163H82ZM172 164V163H171ZM170 164V165H171ZM175 164V163H174ZM180 164V163H179ZM14 165V163L12 164ZM11 165V167H12ZM34 165V164H33ZM32 165V167H33ZM104 165V164H103ZM126 165V164H125ZM167 165V164H166ZM246 165V164H245ZM256 165H258V163H256ZM260 165V164H259ZM261 165H264L261 164ZM1 166V165H0ZM5 168H7L6 165H4ZM37 166V165H35ZM59 166V165H58ZM102 166V164H101ZM124 166V164H123ZM139 166V165H138ZM173 166V164H172ZM177 166V165H175ZM181 166V165H180ZM247 166V165H246ZM30 167L32 169V172H33V168ZM85 167H87V164L85 165ZM104 167V166H103ZM115 167V166H114ZM147 167V166H146ZM166 167V166H165ZM257 167V166H256ZM259 167V166H258ZM257 167V168H258ZM2 168V167H1ZM29 168V169H30ZM37 168V167H36ZM58 168V167H57ZM92 168V167H91ZM102 168V167H101ZM117 168V167H116ZM157 168V167H156ZM242 168V167H241ZM245 168V167H244ZM8 169V168H7ZM78 169V168H77ZM94 169V167H93ZM96 169V168H95ZM123 169V167L121 168V170ZM138 169V168H136ZM146 169V168H145ZM149 169V168H148ZM154 169V168H153ZM248 169V167H247ZM9 170V169H8ZM25 170V169H23ZM35 170V169H34ZM101 170V169H100ZM139 170V169H138ZM151 170V169H150ZM149 170V171H150ZM180 170V169H179ZM242 170V169H240ZM257 170V169H256ZM254 169V171H256ZM13 171V170H12ZM15 171V170H14ZM26 171V170H25ZM79 171V170H78ZM96 171V170H95ZM106 171V170H105ZM147 171V170H146ZM156 171V170H155ZM178 171V170H177ZM247 171V170H246ZM246 171L245 172H242L244 174H246ZM10 172V171H9ZM7 172L8 174H11V172L9 173ZM16 172V171H15ZM21 172V171H20ZM98 172V171H97ZM100 172V171H99ZM124 172V171H123ZM172 172V171H171ZM176 172V171H175ZM240 172V171H239ZM13 173V172H12ZM17 173V172H16ZM23 173V172H22ZM138 173V172H137ZM146 173V172H145ZM148 173V172H147ZM149 173H152L149 172ZM148 173V174H149ZM154 173V172H153ZM264 173V172H263ZM262 173V174H263ZM4 174L1 172V175ZM24 174H26V172H24ZM147 174V175H148ZM157 173H155L156 175ZM252 174V173H251ZM6 174H4L5 176ZM16 175V174H14ZM69 175V174H68ZM97 175V174H96ZM125 175V174H124ZM128 175V174H127ZM141 175V173H140ZM138 175V176H140ZM174 175V176H173ZM254 175V174H253ZM261 175V174H260ZM259 175V176H260ZM20 176V175H19ZM122 176V175H121ZM120 176V177H121ZM137 176V175H136ZM137 176V177H138ZM142 176V175H141ZM145 176V175H143ZM243 176V175H242ZM245 176V175H244ZM258 176V175H257ZM258 176V177H259ZM12 177L13 174H12ZM100 177V176H99ZM147 177L150 178V176L148 175ZM4 178V177H3ZM15 178V177H14ZM115 178V176H114ZM119 178V177H118ZM141 178V177H140ZM154 178V177H153ZM241 178H244V177H241ZM254 177H252L253 179ZM256 178V177H255ZM254 178V179H255ZM17 179V178H16ZM22 179V181H24L23 178H20ZM68 179V177H67ZM96 179V178H95ZM162 179V178H161ZM250 179V176L249 178ZM247 179V180H248ZM253 179V181H254ZM69 180V179H68ZM99 180V179H98ZM141 180V179H140ZM139 180V181H140ZM144 179H142V182H143ZM149 180V179H148ZM154 180V179H153ZM242 180V179H241ZM246 180V182H247ZM256 180V179H255ZM2 181V179H1ZM0 181V183H1ZM13 181V179H12ZM16 182V180H14ZM20 181V180H19ZM29 181V180H28ZM116 181V180H115ZM138 181V182H139ZM146 179L144 180V185L145 184H149V183H145ZM15 182H13L15 184ZM31 182V181H30ZM29 182V183H30ZM69 182V181H68ZM131 182V181H130ZM157 182V181H155ZM245 182V183H246ZM255 182V181H254ZM263 182V181H262ZM18 183V182H16ZM22 183V182H21ZM25 183V181H24ZM67 183V182H66ZM78 183V182H77ZM129 183V182H128ZM252 183V182H251ZM251 183L249 182V184L251 185ZM259 183V182H258ZM23 184V183H22ZM32 184V183H31ZM30 184V185H31ZM123 184V183H122ZM131 184V183H130ZM129 184V185H130ZM138 184V183H136ZM162 184V183H161ZM4 185V183L2 185H0V187L2 188V186ZM20 185V187H18ZM19 185H17L18 188H21L22 186L24 187L25 184H23L21 186V184L19 183ZM29 185L28 188H31ZM97 185V184H96ZM107 185V184H106ZM111 185V184H110ZM132 185V184H131ZM130 185V187H131ZM246 185V184H245ZM248 185V183H247ZM257 185V184H256ZM16 186V184H15ZM128 186V185H127ZM147 185H145L146 187ZM157 186V184H156ZM254 185H252L253 187ZM261 186V184H260ZM26 187V185H25ZM84 187V186H83ZM82 187V189H83ZM114 187V186H113ZM129 187V186H128ZM152 186L149 187V189H151ZM258 187V186H257ZM160 188V187H159ZM4 189V188H3ZM2 189V190H3ZM26 189V188H25ZM25 189L24 191V194H25ZM47 190H49L48 188H46ZM45 189V190H46ZM116 189V188H115ZM132 189V188H131ZM137 189V187H136ZM153 189V188H152ZM151 189V190H152ZM249 190V188H247ZM254 190V188H251ZM258 189V188H257ZM256 189V190H257ZM17 190V189H16ZM23 190V189H21ZM146 190L148 191V194L150 193V191L147 189L146 187ZM164 190V189H163ZM255 190V191H256ZM4 191V190H3ZM31 191V190H30ZM50 191V190H49ZM104 191H106L104 189ZM261 191V190H260ZM264 191V190H262ZM262 191L260 193H262ZM5 192V191H4ZM4 192H0L1 194H4ZM127 192V190H126ZM251 193V190L249 191ZM32 193V191H31ZM77 193V192H76ZM129 193V192H128ZM133 193V192H132ZM156 193V192H155ZM264 193V192H263ZM0 196H5V195H1ZM34 194V193H32ZM81 194V193H79ZM160 194V192H159ZM158 193L156 194V196L159 195ZM248 194V193H247ZM254 195V193H252ZM26 195V194H25ZM147 195V194H146ZM190 195V196H189ZM251 195V196H253ZM256 195V194H255ZM24 196V195H23ZM106 196V195H104ZM126 196V195H125ZM138 196V195H137ZM160 196V195H159ZM158 196V197H159ZM173 196V198H174ZM242 196H245V195H242ZM257 196V195H256ZM259 196V194H258ZM258 196L255 198V200L257 201L258 199ZM25 197V196H24ZM73 197V196H72ZM143 197V196H142ZM153 197V196H151ZM254 197V196H253ZM252 197V198H253ZM260 197L262 198V196L260 195ZM34 199V197H32ZM80 197H78V200H79ZM138 198V197H137ZM190 198V199H191ZM245 199V197H243ZM260 198V199H261ZM60 199V198H59ZM148 199V198H147ZM151 199V198H150ZM157 199V198H155ZM162 199V198H161ZM172 199V198H171ZM184 199V198H183ZM182 199V200H183ZM189 199V198H188ZM242 199V198H241ZM254 199V198H253ZM26 200V199H25ZM61 200V199H60ZM77 200V201H78ZM138 200V199H137ZM179 201V199H176ZM185 200H186V197H185ZM243 200V199H242ZM247 200H250L249 198ZM252 200V199H251ZM253 200V201H255ZM27 201V200H26ZM133 201V200H132ZM175 201V199H174ZM189 201V200H187ZM245 200H243L242 202H244ZM255 201V202H256ZM263 201V200H262ZM33 202V200H32ZM81 203V201H79ZM140 202V201H138ZM156 202V201H154ZM173 202V201H171ZM193 202V201H192ZM239 202V201H237ZM241 202V203H242ZM8 203V202H6ZM30 203V202H29ZM84 203V202H83ZM157 203V202H156ZM159 203V202H158ZM189 203V202H188ZM186 203V204H188ZM223 203V204H224ZM236 203V202H234ZM4 204V203H3ZM36 204V203H35ZM139 204V203H138ZM162 204V203H161ZM160 204V205H161ZM178 204V203H177ZM182 204V203H181ZM232 204V203H231ZM244 205L246 204L245 202L243 203ZM1 205V203H0ZM14 205V204H13ZM157 204H155L156 206ZM168 205H171V204H168ZM190 204H188L189 206ZM222 205V204H221ZM236 206V204H233L232 206ZM242 207L243 205L240 204ZM261 205H263V203H261ZM5 206H8V205H4ZM12 206V205H10ZM57 206V205H56ZM123 206V205H122ZM153 206V205H152ZM154 206V207H155ZM175 206V205H174ZM173 206V207H174ZM185 206V205H184ZM199 206V205H198ZM230 205V207H232ZM2 207V206H1ZM0 207V208H1ZM27 210H24L25 212L28 211V206H26ZM35 207V205H34ZM88 207V206H87ZM92 207V206H91ZM103 207V206H101ZM114 207V206H113ZM162 207V206H161ZM164 207H165V204H164ZM223 207V206H222ZM225 207V208H226ZM10 208V207H9ZM36 208V207H35ZM39 208V207H38ZM57 207H55V210H56ZM86 208V207H85ZM175 208V211H176V219L174 221V227H173V230H172V233H171V236L169 237L168 241L164 244H162V246H160L159 250L161 252V255H162V259H164L165 263L166 264H175L177 260V255L175 254V250L177 248V244L181 242V240L183 239V236L185 235H182L183 234V230H187V227L185 229L184 228V225H183V206L181 205L180 206V203L178 205H176ZM194 208V207H193ZM224 208V209H225ZM240 208V207H239ZM238 208V209H239ZM2 209V208H1ZM6 209H8L6 207ZM42 209V208H40ZM46 209V208H45ZM44 209V211H45ZM103 209V208H102ZM188 209V207H187ZM197 209V208H196ZM223 209V210H224ZM227 209V208H226ZM225 209V210H226ZM237 209V208H236ZM238 209L236 210L238 212ZM259 209V208H258ZM4 208L0 211L4 212L3 211ZM11 211V209H9ZM8 210V213H10V211ZM22 210H20V212H22ZM39 210V209H38ZM169 210H171L169 208ZM168 210V211H169ZM222 210V209H221ZM229 210H231L229 208ZM19 211L16 210V212ZM34 211V209H33ZM37 211V209H36ZM74 211V210H73ZM79 211V210H77ZM86 211V209H85ZM104 211V210H103ZM35 212V211H34ZM170 212V211H169ZM187 212V210H186ZM186 212H185V215H186ZM257 212V211H256ZM14 213V212H13ZM28 212H26V215H27ZM38 213V212H36ZM39 213H41L39 211ZM79 213V212H77ZM82 213V212H80ZM86 213V212H85ZM168 213V212H167ZM192 213V212H191ZM196 213H198L196 211ZM221 213V212H220ZM224 213H227V211ZM235 213V212H234ZM233 213V214H234ZM11 214V213H10ZM23 214V213H22ZM21 214V216L19 218H21L23 215ZM88 214V212L86 213ZM104 214V212H103ZM169 214V213H168ZM171 214V213H170ZM169 214V215H170ZM188 214V213H187ZM194 215V212L192 213ZM191 214V215H192ZM216 214H219L218 211ZM230 214V213H229ZM237 214V213H235ZM2 215V214H1ZM12 215V214H11ZM15 216L17 214H14ZM29 215V213H28ZM32 215V214H31ZM41 215V214H40ZM48 215V214H47ZM46 214L45 215H42V216H47ZM84 215V214H82ZM91 215V213H90ZM99 215V213H98ZM172 215V214H171ZM192 215V217L194 218V216ZM196 215V214H195ZM198 215V214H197ZM238 215L239 212H238ZM255 215V214H253ZM10 216V215H9ZM15 216H12L13 218ZM25 216V214H24ZM96 216V214H95ZM102 216V214H101ZM104 216V215H103ZM102 216V217H103ZM113 214L110 216V219L112 220L113 218V221L114 222V217H112ZM230 216V215H229ZM228 216V217H229ZM2 217V216H1ZM5 217V216H4ZM3 217V218H4ZM11 217V216H10ZM11 217V218H12ZM26 217V216H25ZM24 217V218H25ZM102 217H99V218H102ZM112 217V218H111ZM170 217V216H169ZM172 217V216H171ZM253 217V216H252ZM7 218V217H6ZM108 218V217H107ZM174 218V217H173ZM236 218V217H235ZM33 219V218H32ZM90 219V218H89ZM103 219V218H102ZM101 219V220H102ZM116 219V218H115ZM119 219V218H118ZM185 219V217H184ZM221 219V218H220ZM5 220V219H4ZM10 220V219H9ZM15 220V219H13ZM19 220H24V219H19ZM27 220V218H26ZM92 220V219H90ZM109 220V219H108ZM165 220V219H164ZM169 220V218H168ZM173 219H171L170 221H172ZM213 220V219H212ZM227 220V219H225ZM230 220V218H229ZM250 220V219H248ZM247 220V221H248ZM252 220V219H251ZM254 220L253 219V222L254 223ZM2 219L0 218V223H1ZM104 221V220H103ZM117 221V220H116ZM121 221V220H119ZM163 221V220H162ZM168 221V222H170ZM188 221V219H187ZM190 221V220H189ZM188 221V222H189ZM208 220H203V222H207ZM221 221V220H220ZM256 221H257V218H256ZM261 221V220H260ZM6 222V221H5ZM102 222V221H101ZM198 222V221H197ZM200 222H201V219H200ZM218 222V221H217ZM223 222V220H222ZM120 222H118V225H119ZM121 223H124V220L123 222ZM120 223V224H121ZM192 223V222H191ZM209 223L211 224V222H207L205 224H202V225H209ZM228 223V222H227ZM251 223V222H250ZM260 224L261 222L257 221V224ZM264 223V222H263ZM262 223V224H263ZM12 224V223H11ZM96 224V223H95ZM100 224V223H98ZM164 224V223H163ZM213 224V222H212ZM220 224V223H218ZM248 224V223H247ZM256 224V223H254ZM261 224V225H262ZM10 225V224H9ZM93 225V224H92ZM117 225V223H116ZM122 225V224H121ZM260 225V226H261ZM3 226V225H2ZM1 226V230L3 229V227ZM16 226V224H15ZM132 226V225H131ZM221 226V225H219ZM228 227V224L225 225ZM259 226V225H257ZM264 226V225H263ZM7 227V226H5ZM88 227V225H87ZM118 227V226H117ZM122 227V226H121ZM124 227V226H123ZM133 227V226H132ZM160 227V226H158ZM194 227V226H193ZM206 227V226H204ZM208 227V226H207ZM212 227V226H211ZM211 227H210V231H211ZM248 227V226H247ZM51 228V227H50ZM89 228V227H88ZM120 228V227H119ZM197 228V226H196ZM209 228V227H208ZM226 229L224 226L222 227V231ZM229 228V227H228ZM262 228V227H261ZM109 229V228H108ZM116 229V228H115ZM123 229V228H122ZM121 229V230H122ZM125 229V227H124ZM221 229V228H220ZM249 229V227H248ZM255 229V228H254ZM263 229V228H262ZM53 230V229H52ZM99 230V229H98ZM196 230V229H195ZM206 230V228H205ZM218 230V229H217ZM43 231V230H42ZM72 231V230H71ZM111 231V230H110ZM114 231V230H113ZM200 231V230H199ZM202 231V230H201ZM226 231V230H225ZM1 232V231H0ZM12 232V231H11ZM61 232V231H60ZM124 232V231H122ZM204 232V231H202ZM217 232V231H216ZM220 232V231H219ZM258 232V231H257ZM263 232V231H262ZM260 232V233H262ZM62 233V232H61ZM117 233V232H116ZM115 233V234H116ZM205 233V232H204ZM214 233V232H213ZM210 235L209 231L208 233L206 232V234H209V236H212L213 237V234ZM218 233V232H217ZM216 233V234H217ZM222 233V232H221ZM226 233V232H225ZM228 233V231H227ZM236 233V232H235ZM242 233V232H241ZM240 233V234H241ZM254 233V232H253ZM4 234V233H3ZM6 234V233H5ZM49 234V232H48ZM50 234H54V231H52V233ZM56 234V233H55ZM119 234V233H118ZM121 234V233H120ZM124 234V233H123ZM122 234V235H123ZM215 234V236H216ZM229 234V233H228ZM248 234V233H247ZM78 235V234H77ZM117 235V234H116ZM236 235V234H235ZM238 235V234H237ZM255 235H257V233H255ZM259 235V233H258ZM51 235H49L47 238L49 239ZM63 236V235H61ZM114 236V235H113ZM204 236V235H202ZM206 236V235H205ZM209 236H206V238H208ZM214 236V238H216ZM224 236V234H223ZM233 236V234L231 235ZM65 237V236H64ZM108 237V236H107ZM194 237V236H193ZM226 237V236H224ZM234 237V236H233ZM248 237V236H247ZM257 237V236H256ZM67 238V237H66ZM164 238V237H163ZM167 238V237H166ZM204 237H202L201 239H203ZM211 239V237H209ZM219 238V236L217 237ZM221 238V237H220ZM228 238V237H227ZM240 238V237H239ZM54 239V238H53ZM64 239V238H63ZM77 239V238H76ZM112 237H111V242L113 244V241H112ZM120 239H121V236H120ZM199 239V240H201ZM209 241H212L210 240ZM224 239V238H223ZM221 238V240H223ZM232 239V238H231ZM233 242V240H231ZM238 239V238H237ZM236 239V240H237ZM245 239V238H243ZM1 240V239H0ZM45 240V239H44ZM52 240V238H51ZM50 240V241H51ZM58 240V239H57ZM56 240V241H57ZM85 240V239H83ZM118 240V239H117ZM116 240V241H117ZM214 240V239H213ZM55 239L52 241L54 242ZM87 241V240H86ZM125 241V240H124ZM205 240H203L204 242ZM207 241V239H206ZM215 243H216V240H214ZM213 241V242H214ZM220 241V240H219ZM243 241V240H242ZM255 241V240H254ZM1 242V241H0ZM58 242V241H57ZM55 242V245L59 244ZM70 242V240H69ZM107 244H108V241H106ZM187 242V241H186ZM202 243V240L200 241ZM212 242V243H213ZM236 241L234 240L233 243H235ZM258 242V241H257ZM46 243V242H45ZM49 243V242H48ZM61 243V242H60ZM76 243V242H75ZM79 243V242H78ZM81 243V241H80ZM85 243V242H84ZM120 243H121V240H120ZM208 244L211 243V242H207ZM232 243V244H233ZM243 243V242H242ZM241 243V244H242ZM4 244V243H2ZM1 244V245H2ZM20 244V243H19ZM62 244V243H61ZM185 244V243H184ZM221 244V243H220ZM226 244L228 246H226ZM225 244V248L223 247V250L224 252L227 251L230 254L233 255V253H230V252H233V251H230L231 249L234 250L233 248H230L229 246V242ZM231 244V245H232ZM0 245V246H1ZM22 245V244H21ZM46 245V244H45ZM54 245V246H55ZM205 244H200V246H204ZM212 245V244H211ZM210 245V246H211ZM224 245V243H223ZM63 246V245H62ZM106 246V245H105ZM209 246V247H210ZM216 247V245H213ZM243 246V244H242ZM252 246V245H251ZM3 247V246H2ZM20 247V246H19ZM23 248V245L21 246ZM42 247V246H41ZM47 247V246H46ZM45 247V248H46ZM58 247V246H57ZM56 247V248H57ZM60 247V246H59ZM103 247V246H102ZM114 247V246H113ZM112 247V248H113ZM140 247V246H139ZM185 247V246H184ZM198 247V246H197ZM200 247V248H201ZM206 247V246H205ZM208 247V249H209ZM218 247V246H217ZM220 247V245H219ZM222 247H221V250H222ZM233 247L235 248H238V244H237V247L235 246V244L233 245ZM249 247H250V244H249ZM44 248V249H45ZM49 248H51V246H49ZM55 248V247H54ZM188 248V247H187ZM241 248V247H240ZM6 249H9V248H4L2 249L3 250V253H4V250L6 251ZM11 249H12V245H11ZM140 249V248H139ZM202 249H204L203 247L200 249L202 251ZM212 249V248H211ZM214 250L216 249V251H218L217 248H213ZM50 250V249H48ZM55 250V249H54ZM114 250V249H112ZM222 250V252H223ZM14 251H16V249H14ZM57 251V249H56ZM212 251V250H211ZM215 251V252H216ZM239 251V250H238ZM257 251H260V250H257ZM9 252V250H8ZM17 252V251H16ZM143 252V251H142ZM204 252V251H202ZM201 252V254H202ZM208 253V251H206ZM206 252H204L203 254H205ZM220 252V251H218ZM235 252V251H234ZM236 252H237V249H236ZM235 252V253H236ZM262 252V251H261ZM2 253V254H3ZM6 253V252H5ZM4 253V254H5ZM21 253V252H19ZM23 253V251H22ZM19 254L18 257L20 255ZM110 253V252H109ZM108 253V254H109ZM112 253V252H111ZM200 253V251H199ZM198 253V254H199ZM213 253V252H212ZM221 253V252H220ZM26 254V253H25ZM24 254V255H25ZM47 254V253H46ZM44 255V256H47V255ZM62 254V253H61ZM67 254V253H66ZM218 254V253H217ZM226 254V252H225ZM240 254V253H239ZM237 253L236 255V258H239L237 257L239 255ZM242 254H243V250H242ZM7 255V254H5ZM14 255V252L13 254ZM83 256V254H81ZM80 255V256H81ZM107 255V254H106ZM241 255V254H240ZM0 256L1 253H0ZM10 256V255H9ZM76 256V254H75ZM112 256V255H110ZM200 256V255H199ZM203 256V255H202ZM201 256V257H202ZM211 258L208 259V260H213V258L216 256L211 254ZM235 256V254H234ZM14 257V256H13ZM13 257H9L10 258V261L11 259H13ZM17 257V258H18ZM33 256H31L32 258ZM51 257V256H50ZM105 257V256H104ZM108 257V255L106 256ZM125 257V256H124ZM229 257V256H228ZM242 257V256H240ZM254 257V256H253ZM8 256L7 258H4V259H9ZM17 258L15 257L16 259V262H17ZM22 258V257H21ZM47 258V257H46ZM45 258V259H46ZM86 258V256H85ZM84 258V259H85ZM110 258V257H109ZM133 258V257H131ZM136 258V257H135ZM203 258V257H202ZM234 257V259H236ZM264 258V257H263ZM3 258L1 257V260ZM34 259V257H33ZM68 258H66L67 260ZM84 259L82 261H84ZM115 259V258H113ZM150 259V258H149ZM233 259V260H234ZM19 260V259H18ZM46 260L49 261V259L47 258ZM89 260V259H88ZM92 260V259H91ZM144 260V259H143ZM187 260V259H186ZM241 260V259H240ZM239 260V261H240ZM247 260V259H245ZM262 260V259H261ZM4 261V260H3ZM2 261V262H3ZM9 261V260H8ZM29 261V259H28ZM32 261V260H31ZM47 261V262H48ZM86 261V260H85ZM109 261V260H108ZM129 261V260H128ZM134 261V260H133ZM224 261V260H223ZM264 261V260H263ZM20 262V261H19ZM18 262V263H19ZM51 262V261H50ZM94 262V260H93ZM144 262V261H143ZM226 262V261H225ZM237 262V260H236ZM4 263V262H3ZM6 263V262H5ZM88 263V262H87ZM90 263V262H89ZM88 263V264H89ZM114 263V262H113ZM120 263V261H119ZM139 263V262H137ZM208 263V262H207ZM215 263V262H214ZM216 263H217V259H216ZM259 263V262H258ZM9 264V262H8ZM13 264H17V263H14ZM28 264V263H27ZM32 264V263H31ZM93 264V263H92ZM182 264V263H181ZM255 264V263H254Z\"/></svg>","mask_w":264,"mask_h":264},{"label":"built area","instance_id":"3","mask_svg":"<svg viewBox=\"0 0 264 264\" xmlns=\"http://www.w3.org/2000/svg\"><path fill=\"white\" fill-rule=\"evenodd\" d=\"M230 34H224L221 38V46L224 50H227L229 47Z\"/></svg>","mask_w":264,"mask_h":264}]
</instances>
